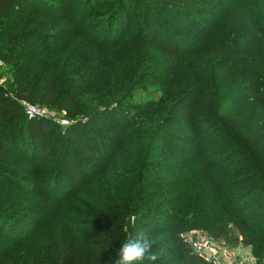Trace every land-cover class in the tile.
<instances>
[{
    "label": "rangeland",
    "instance_id": "obj_1",
    "mask_svg": "<svg viewBox=\"0 0 264 264\" xmlns=\"http://www.w3.org/2000/svg\"><path fill=\"white\" fill-rule=\"evenodd\" d=\"M124 1L130 7L139 6L133 29L119 32L121 39L118 41L112 32L106 43L96 42L94 37L108 22L106 17L112 7ZM103 2L104 7L95 8L94 3L85 5L87 0H78L76 9L83 6L80 23L78 16L68 21L64 17L54 24L49 19L44 20L41 30L46 34L45 46L61 53L66 61L64 65L77 70L86 68L80 81L86 96L76 94L66 109H60L58 99L62 88L59 87L53 103L43 107L45 118L50 121L49 126L55 124L61 129L62 119L67 121L66 126L70 121H84L98 111L112 109L111 114L98 115L97 122L89 125L101 136H106L107 131L99 122L122 123V119L132 116L134 121L127 124L121 140L114 142L108 161L77 186L59 181L56 176L60 171L59 162L57 159L46 160V154L28 159L11 155L2 159L0 170L4 177L0 178V213L4 217L0 218V224L4 229L5 225L11 228L7 235L0 234L4 254L0 264H97L95 258L105 264H114L121 244L134 239L141 231L153 240L152 252L158 256L154 264H186L180 240L188 244L199 232L207 235L212 249L211 256H206L205 261L256 264L257 258L252 255L250 246L232 238L213 239L199 227L186 229L182 221L169 223L167 227L158 223L150 227L142 223L144 210L170 214L183 205L185 214L191 205L188 193L181 197H177L179 191L167 194V187L163 186L168 182L167 175H160L143 162L146 149L143 140L147 129L141 127L145 120L132 115L134 113L128 107L135 103L148 105L146 122L159 124L167 116H174V112L169 113L174 102L188 105L189 100H207L206 111H211L214 103L217 112L230 116L231 111L242 112V105H234L244 100L248 114L243 128L248 133L253 132L259 121L254 116L256 101L250 90L257 77L264 81V0H192L186 3L189 11H194L197 16L203 35L191 32L190 24L177 27L179 40L189 48L185 60L192 62L176 77L168 79L160 75L164 60L141 33L144 30L142 15L146 11L158 22L170 24L162 12L155 11L159 6L157 0ZM254 20L258 21L256 28H252ZM8 37L10 34L0 25V45ZM129 37L139 42L132 52L128 50ZM233 53L237 54L239 63H243L240 68L239 64L233 63ZM7 69L6 62L0 58V72ZM194 108L199 110L200 107ZM161 130H167L168 138L174 142H182V138L172 134L173 130L186 134L181 127L174 128L171 123ZM255 138L263 140L261 148L264 149V126ZM63 140L56 134L50 137V143L56 142L59 146ZM196 158L201 163L202 157ZM163 170L171 175L170 190L180 169ZM141 186L149 192H144ZM184 196L187 198L183 199ZM171 200L172 203L166 205ZM227 230L228 236L236 233L233 227L227 226ZM258 247L264 248V245Z\"/></svg>",
    "mask_w": 264,
    "mask_h": 264
},
{
    "label": "trees",
    "instance_id": "obj_2",
    "mask_svg": "<svg viewBox=\"0 0 264 264\" xmlns=\"http://www.w3.org/2000/svg\"><path fill=\"white\" fill-rule=\"evenodd\" d=\"M103 1L98 3L96 0H87L85 5L91 2L95 8H101L104 7ZM190 1L192 0H157L159 6L155 11L162 12L170 24L158 22L147 11L142 15V36L147 37V41L164 60L160 71L163 79L176 77L192 62L185 60L189 48L179 40L177 27L180 24H190L191 32L203 35L199 30L197 16L186 6ZM77 2L78 0H59L58 3L52 0H0V25L10 34L6 42L0 45V58L8 67L6 71L0 72L1 86L4 89V92H0V162L11 155L28 159L46 154V160H58L60 171L56 176L61 183L69 186L85 182L91 172L101 168L108 161L114 142L121 140L127 124L134 121L132 116L129 119L121 118L122 123L99 122L107 131L106 136H101L96 128L89 125L97 122L98 115L111 114L112 109L98 111L84 121H70L61 129L55 124L49 126L50 121L45 117H28L24 113L21 101L35 103L41 108L47 107L53 103L59 87L62 88L58 99L60 109H66L76 94L86 96L80 82L86 68L77 70L71 65H64L66 61H63V55L45 46L46 34L41 30L45 19L54 24L64 17L68 21L78 16L77 21L80 23L79 15L83 6L76 9ZM109 7L112 6H107ZM138 12L139 6L130 7L125 1L115 5L106 17L108 22L98 31L94 40L106 43L108 36L113 35L112 32L116 36L115 41L120 40L119 32H130L133 29ZM111 24L114 26L112 29ZM257 26L258 21L254 20L252 28ZM138 43V40L129 37V52L134 51ZM237 57L236 53L232 54L235 61L233 63L239 64L240 68L243 63H239L240 59ZM250 93L256 101L254 116L259 122L254 131L249 133L243 128L248 114L244 100L234 105H242V112L236 114L231 111L230 116L217 112L214 103L211 105L212 110L206 111L204 106H207V100H189L188 105L174 102L169 107V113L174 112V123L170 116L159 124L146 122L150 108L145 104H130L128 109L134 113L132 115L139 116L141 121L145 120L141 127L143 130L147 129L143 140L146 146L143 162L160 175H167L168 182L163 184L167 187V194L179 191L177 197H181L188 193L191 205V209L185 214L183 205L170 214L144 210L142 223L150 227H154L156 223L167 227L169 223L182 221L186 229L199 227L206 230L213 239L232 238L237 243L250 246L252 255L257 258L256 264H264V248L258 247L260 244L264 245V149L261 148L263 140L255 138L264 126V81L260 77L256 78ZM195 106H199V110ZM196 121L201 122L202 126ZM170 123L174 128L181 127L186 132H172L180 136L182 142H174L168 138L167 130H161ZM53 134L64 139L60 146L56 142L50 143ZM248 137L253 138L248 140ZM198 156L202 157L201 163L197 162ZM176 167L180 172L169 190L171 175L163 169L172 170ZM1 177L4 176L0 170ZM141 188L144 192H149L146 187ZM185 198L187 197L184 196L183 199ZM171 203L172 200L167 201L166 205ZM3 217L0 213V218ZM227 226L233 227L236 233L228 236ZM9 227L5 225L4 229L3 224H0V234L7 235ZM179 245L186 264H211L193 252L185 241L180 240ZM3 255L0 247V258ZM95 261L97 264H105L101 259L95 258ZM136 264L151 263L145 260Z\"/></svg>",
    "mask_w": 264,
    "mask_h": 264
},
{
    "label": "clouds",
    "instance_id": "obj_3",
    "mask_svg": "<svg viewBox=\"0 0 264 264\" xmlns=\"http://www.w3.org/2000/svg\"><path fill=\"white\" fill-rule=\"evenodd\" d=\"M153 240L146 233L141 231L134 239H129L121 244L114 260V264H136V262L157 261L158 256L152 252Z\"/></svg>",
    "mask_w": 264,
    "mask_h": 264
},
{
    "label": "built area",
    "instance_id": "obj_4",
    "mask_svg": "<svg viewBox=\"0 0 264 264\" xmlns=\"http://www.w3.org/2000/svg\"><path fill=\"white\" fill-rule=\"evenodd\" d=\"M0 81V85H1ZM25 115L28 117H45L44 108L37 106L35 103H30L26 101H21ZM64 126L67 121L65 119L60 120ZM189 247L199 256L206 258V256H211V248L209 245V239L206 234L199 232L196 233L194 238H190L188 241Z\"/></svg>",
    "mask_w": 264,
    "mask_h": 264
},
{
    "label": "water",
    "instance_id": "obj_5",
    "mask_svg": "<svg viewBox=\"0 0 264 264\" xmlns=\"http://www.w3.org/2000/svg\"><path fill=\"white\" fill-rule=\"evenodd\" d=\"M0 92H4V89L1 85H0Z\"/></svg>",
    "mask_w": 264,
    "mask_h": 264
}]
</instances>
